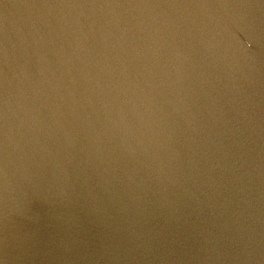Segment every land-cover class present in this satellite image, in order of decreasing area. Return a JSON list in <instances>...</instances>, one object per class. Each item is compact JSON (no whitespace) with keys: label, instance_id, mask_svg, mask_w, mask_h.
<instances>
[{"label":"water","instance_id":"1","mask_svg":"<svg viewBox=\"0 0 264 264\" xmlns=\"http://www.w3.org/2000/svg\"><path fill=\"white\" fill-rule=\"evenodd\" d=\"M0 264H264V0H0Z\"/></svg>","mask_w":264,"mask_h":264}]
</instances>
